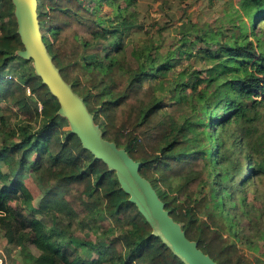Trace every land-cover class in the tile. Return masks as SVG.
<instances>
[{
  "label": "trees",
  "instance_id": "trees-1",
  "mask_svg": "<svg viewBox=\"0 0 264 264\" xmlns=\"http://www.w3.org/2000/svg\"><path fill=\"white\" fill-rule=\"evenodd\" d=\"M89 1L92 7L85 0H37L42 40L62 78L83 98L103 138L141 163L139 173L189 240L216 264H261L237 244L230 209L238 188L264 175V159L246 153L235 170L221 134L264 100V49L245 33L230 43L201 47L206 76L184 68L176 83L183 94L165 105L156 78L166 77L178 61L168 57L156 63L150 53L135 48L130 33L142 24L128 11L133 0H123L124 7L120 0ZM102 3L112 7V20L98 14ZM240 8L248 17L245 29L264 18V0H240ZM181 36L185 47L187 33ZM19 50L24 45L14 4L0 0V130L11 142L0 149L5 264H184L152 233L115 171L83 148L75 133L62 129L66 119L57 113L58 99L41 78L31 71L18 80L2 75L11 64L30 67L31 60L16 55ZM19 117L26 124L11 127ZM38 121L39 129L30 132V124ZM240 142L235 138L242 151ZM40 213L61 215L67 226L47 227ZM99 213L113 222L104 240L73 235L76 224L95 222Z\"/></svg>",
  "mask_w": 264,
  "mask_h": 264
},
{
  "label": "rangeland",
  "instance_id": "rangeland-1",
  "mask_svg": "<svg viewBox=\"0 0 264 264\" xmlns=\"http://www.w3.org/2000/svg\"><path fill=\"white\" fill-rule=\"evenodd\" d=\"M85 1L91 7L93 6L89 0ZM119 4L124 7L126 2L120 0ZM97 7L98 14L105 21L112 20L114 12L111 6L102 3ZM128 11L132 12L142 24V28L130 33L135 48L142 54L150 53L155 57L156 63L168 57H173L178 61L176 66L168 71L166 77L158 76L156 78L157 93L165 105L171 103L175 95H179L176 83L180 80L179 73L184 68L189 73L197 71L200 77L206 76L208 64H205L200 57L202 55L201 47L212 46L215 42L228 41L230 43L240 39L241 34L245 33L249 40L258 45V50L264 49V18L256 21L251 28L245 29L244 24L248 23V17L240 8V0H133L128 6ZM182 32L187 33L188 36L185 47H183ZM48 37L52 38L51 35ZM258 43H260V47ZM187 51L192 54L190 58L187 57ZM16 55L25 59L17 53ZM146 63L149 65L150 61ZM8 71L4 70L2 75L8 73V76H13L16 80L20 79L25 71L35 74L32 60L30 67L24 63L11 64ZM203 87L204 85H201L200 89ZM185 92L189 93L190 90H185ZM35 102L39 104L37 100ZM17 124L26 123L22 117H19L10 126L16 128ZM62 124L63 130H70L67 119L66 122L62 121ZM30 125L29 130L32 133L40 127L39 121L32 122ZM212 128L214 129L215 126ZM221 135L224 139L222 149L226 150L227 158L235 163V170L239 165L245 163L244 155L246 153L254 154L258 160L264 159V100L258 104H252L247 116L239 123L233 121L227 124L226 130ZM235 138L241 141L239 146L245 147V149L239 151L235 144ZM18 139L17 136L14 138L15 141ZM2 143L9 144L11 142L0 130V149L3 147ZM210 149H214L213 145H210ZM3 169L6 170V167ZM242 171L246 172V167ZM23 174L25 176L26 172L23 171ZM239 179H241V175H238ZM238 189L232 196L236 205L230 209L234 221L232 230L237 234L236 242L252 261L264 264V175L250 178L245 186ZM205 192H208V189ZM39 199L37 197L34 200L35 206L38 205ZM37 217L47 227H66L68 223V220L61 215L45 216L40 213L37 214ZM111 227H113V222L110 217L99 213L95 216V222L87 220L76 224L73 235L83 241H102L104 232ZM0 244L6 245L2 231L0 232ZM34 251L37 253L36 250ZM14 255L19 257L18 252H14ZM92 255L94 258L97 257L95 253Z\"/></svg>",
  "mask_w": 264,
  "mask_h": 264
},
{
  "label": "water",
  "instance_id": "water-1",
  "mask_svg": "<svg viewBox=\"0 0 264 264\" xmlns=\"http://www.w3.org/2000/svg\"><path fill=\"white\" fill-rule=\"evenodd\" d=\"M12 2L17 33L24 45V50L17 51V54L32 60L36 76L41 78L42 83L58 99L60 107L57 113L67 119L70 131L79 137L82 147L115 171L121 188L129 194V200L150 224L152 233L184 264H216L197 247L196 241L185 236L181 225L169 215L151 183L139 173L141 163L133 160L125 149L117 147L113 141L103 138V133L95 124L83 98L62 78L42 40L36 11L37 0Z\"/></svg>",
  "mask_w": 264,
  "mask_h": 264
},
{
  "label": "built area",
  "instance_id": "built-area-1",
  "mask_svg": "<svg viewBox=\"0 0 264 264\" xmlns=\"http://www.w3.org/2000/svg\"><path fill=\"white\" fill-rule=\"evenodd\" d=\"M0 264H5V256L3 254L1 247H0Z\"/></svg>",
  "mask_w": 264,
  "mask_h": 264
}]
</instances>
